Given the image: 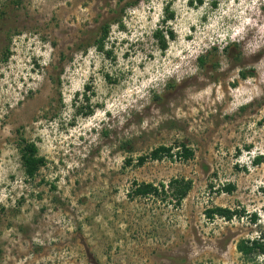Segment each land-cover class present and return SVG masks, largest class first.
Here are the masks:
<instances>
[{"label": "rangeland", "instance_id": "rangeland-1", "mask_svg": "<svg viewBox=\"0 0 264 264\" xmlns=\"http://www.w3.org/2000/svg\"><path fill=\"white\" fill-rule=\"evenodd\" d=\"M131 1L0 0V264H264L237 250L264 243V0ZM22 140L46 160L34 179ZM172 179L180 203L130 198Z\"/></svg>", "mask_w": 264, "mask_h": 264}, {"label": "trees", "instance_id": "trees-1", "mask_svg": "<svg viewBox=\"0 0 264 264\" xmlns=\"http://www.w3.org/2000/svg\"><path fill=\"white\" fill-rule=\"evenodd\" d=\"M124 0H119V3H121ZM139 0H132L131 2H125L124 6H122V11L125 8L135 6ZM198 3H201V0H197ZM174 19V13L169 10V8H166L165 10V17L162 19V24L171 21ZM120 20H114V23H119ZM109 29L110 24L106 23L104 24L99 31V38L96 40V42L93 44L95 49L98 52H102L104 50V43L109 35ZM166 34L162 30H156L154 36L155 39L158 41V47L161 51H166L168 48V42L166 40V37L169 40L174 39V34L172 31H165ZM229 47V46H227ZM226 47V48H227ZM87 49V48H86ZM216 48H211L209 51H207L204 55L200 56L198 58V62L200 67H204L207 63L208 57L211 55L213 51H215ZM8 59V54L5 56L3 61H6ZM241 79H246L247 77L251 76V72H240L239 73ZM90 87L85 86V91H89ZM85 96V94H83ZM84 101L88 103L89 99L87 97H84ZM78 112L76 115H83V116H90L92 114V109L90 107H87V111L80 112V110H77ZM172 148L160 146L158 148H155L152 150L148 155H144L138 158L137 164L139 166L143 165L148 160L151 161H159L163 157H169L172 158ZM182 157L187 160L190 157H192V152L186 148L185 146H182ZM19 153H20V160H21V166L23 168L24 174L28 179H34L39 172V170L46 165V160L44 157H41L38 155V149L36 145L32 142H26L25 140L21 141V144L19 146ZM264 163V156L259 155L256 156L251 164L253 166H258ZM191 188V183L189 181L184 180H177L172 179L168 182V184L164 185L161 184L159 187L154 186L151 183H140L137 184L134 183V188L130 194V198H142V197H149V196H158L159 193L167 194L169 197H172L176 203H180L188 194ZM232 187L227 186L225 188L226 192H231ZM207 216L213 217L218 216L221 218H224L225 220H231L233 217L237 216V212L234 210H229L227 208H221L216 207L207 212ZM255 216H253L252 221H255ZM237 250L245 257H249L251 255H258V254H264V243H261L256 240H252L251 242H240L237 245Z\"/></svg>", "mask_w": 264, "mask_h": 264}]
</instances>
